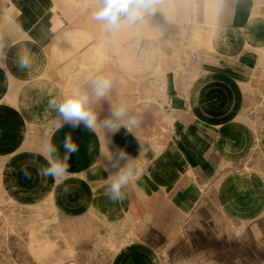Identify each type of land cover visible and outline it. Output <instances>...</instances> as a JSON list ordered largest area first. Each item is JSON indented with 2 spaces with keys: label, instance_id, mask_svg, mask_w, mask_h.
I'll list each match as a JSON object with an SVG mask.
<instances>
[{
  "label": "crops",
  "instance_id": "crops-1",
  "mask_svg": "<svg viewBox=\"0 0 264 264\" xmlns=\"http://www.w3.org/2000/svg\"><path fill=\"white\" fill-rule=\"evenodd\" d=\"M94 7L0 0V264H164L197 213L214 207L239 223L264 215V176L250 160L257 146L264 155V0H160L143 24L113 32L91 19ZM18 54L28 70L18 68ZM99 73L115 77L113 100L140 120L108 145L141 170L122 203L104 195L103 138L83 125L56 130L48 111L49 99ZM69 133L79 146L72 175L58 186L30 167L25 178L30 151L50 139L63 154ZM44 205L59 222L43 227L52 214L21 210Z\"/></svg>",
  "mask_w": 264,
  "mask_h": 264
},
{
  "label": "clouds",
  "instance_id": "clouds-1",
  "mask_svg": "<svg viewBox=\"0 0 264 264\" xmlns=\"http://www.w3.org/2000/svg\"><path fill=\"white\" fill-rule=\"evenodd\" d=\"M159 2L160 0H95L91 19L104 30L113 32L122 26L133 27L143 24L145 18L157 10L156 5ZM4 49L5 45L0 43V68H6ZM16 64L21 71L28 70L31 66L29 58L24 54H18ZM116 85L114 76L104 73L93 74L88 76L83 84L76 85L69 92L48 101V111L53 114L56 130L65 124L72 128L83 125L90 132L103 138L99 162L103 170L109 173L104 195L114 204L125 200L126 189L141 175V170L133 167L135 159L122 149L113 152L108 147L111 135L122 127L133 133L140 124L138 117L130 113L126 102L113 100ZM105 101L108 103V114L101 119L100 114L104 111L102 104ZM60 147L47 139L38 149L30 151L31 158L20 166L25 178H31L32 173L29 168L34 167L43 182L46 183L51 177L56 185L63 184L72 175L68 171L69 160L74 153L79 152V146L69 133L62 144L63 154ZM87 150L91 155L94 151L93 145L89 144ZM139 154H143L142 146ZM41 157L44 163L40 162ZM105 160L107 163L104 162ZM121 161L126 163L121 166ZM89 170L96 174L95 167ZM69 192L70 188L65 186L63 193L67 195Z\"/></svg>",
  "mask_w": 264,
  "mask_h": 264
},
{
  "label": "rangeland",
  "instance_id": "rangeland-1",
  "mask_svg": "<svg viewBox=\"0 0 264 264\" xmlns=\"http://www.w3.org/2000/svg\"><path fill=\"white\" fill-rule=\"evenodd\" d=\"M250 160L253 162L251 168L264 176V155L259 146ZM10 207L13 206L10 204ZM21 210L37 212L42 219L52 214L54 220L43 219V227L59 222L54 210L46 205ZM38 249L42 256L48 252L44 245ZM164 255L167 262L164 264H264V215L254 221L239 223L221 216L214 207L208 213H197L187 218L178 239L169 243Z\"/></svg>",
  "mask_w": 264,
  "mask_h": 264
}]
</instances>
